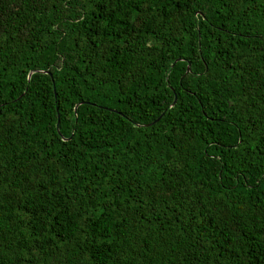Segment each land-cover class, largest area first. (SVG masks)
<instances>
[{
    "label": "trees",
    "instance_id": "obj_1",
    "mask_svg": "<svg viewBox=\"0 0 264 264\" xmlns=\"http://www.w3.org/2000/svg\"><path fill=\"white\" fill-rule=\"evenodd\" d=\"M0 264H264V0H0Z\"/></svg>",
    "mask_w": 264,
    "mask_h": 264
}]
</instances>
